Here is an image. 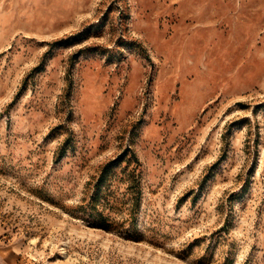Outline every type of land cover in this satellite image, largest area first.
Here are the masks:
<instances>
[{
  "label": "rangeland",
  "instance_id": "1",
  "mask_svg": "<svg viewBox=\"0 0 264 264\" xmlns=\"http://www.w3.org/2000/svg\"><path fill=\"white\" fill-rule=\"evenodd\" d=\"M0 264H264V0H0Z\"/></svg>",
  "mask_w": 264,
  "mask_h": 264
}]
</instances>
